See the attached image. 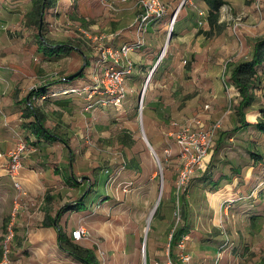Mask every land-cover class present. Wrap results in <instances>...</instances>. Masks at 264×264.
<instances>
[{
	"label": "rangeland",
	"instance_id": "rangeland-1",
	"mask_svg": "<svg viewBox=\"0 0 264 264\" xmlns=\"http://www.w3.org/2000/svg\"><path fill=\"white\" fill-rule=\"evenodd\" d=\"M9 1L15 2L17 11L13 22H0V70L1 74L12 73L20 84L25 83L23 87H28L27 93L37 86H47L51 92L54 84H58L64 76L80 70L83 71L82 75L86 74L89 78L73 86L79 88L78 91L86 85L94 88V81L101 83L100 80L104 78V70L114 67L112 58L119 49L117 46L123 40L133 38L131 33L122 35L121 40L113 43L115 49L111 48L108 57L102 59L101 52L106 54L103 45L112 41V35L105 32L109 29L88 32L82 25H73L71 19L62 17L56 22L52 20L51 25L45 27L44 35L53 44H72L80 53L76 54L73 50L59 57H44L36 48L34 18L27 17L32 14L33 6L29 0H8V5ZM160 1L165 7L164 14L139 32L142 46L129 51L147 62L142 66L144 69H139L138 80L128 78L124 82L125 97L121 104L107 102L101 107H90L92 100L107 95L105 92L101 94L99 88L97 92H91L93 89L90 87L83 93L58 95L52 100L39 99L34 95L30 97L32 106L42 115L44 126L64 138L70 148L65 154L68 160L71 159L70 166L77 184H83L79 187V194L72 196L73 200L83 197V205L94 206L93 210L99 207L104 209L105 219L109 221L103 234L105 238L120 234L123 228L127 235L133 234L134 241L131 240L127 246L136 248L137 264H178L177 247L173 246L169 255L168 245L171 235L183 221V206L191 209L189 221L198 224L201 221L199 206H213L209 202L210 197L215 192L223 191L224 187L232 186L233 176L225 162H229V159L245 161L256 149L254 144H264V134L258 133L260 131L255 127L239 129L237 107L240 96L229 78L235 64L251 57L254 41L264 38V0H225L219 10V27L209 35L197 34L198 30H209L207 6L203 0ZM27 5L29 13L22 14ZM101 5L108 14L110 10L102 4V0ZM137 11L135 19L139 6ZM200 11L204 15H199ZM111 12L119 13V9ZM174 14L175 20L171 26ZM113 29L117 28L114 26ZM136 34L137 30L134 36ZM99 36H103L101 41L95 39ZM81 53L89 59L83 60ZM159 56L160 61L144 87L145 79ZM124 59L118 57V63L122 64ZM7 62L11 65L8 66ZM262 71L259 69L253 81L254 89L260 91L254 92L252 89L251 101L242 109L249 120H254L253 110L259 109L261 112L264 109ZM89 95H92L91 99ZM196 119H200L205 127L214 124H218V127L213 137L212 151L201 167H193V174L183 189L177 184L184 162L176 136L183 126ZM195 127L193 123L191 128ZM22 141H25L24 136L19 132L14 133L15 143L9 150ZM59 148L64 147L54 143L52 150L55 155L61 154ZM9 150L5 155H0L7 159L5 170ZM37 151L30 149L25 152L30 156L37 154ZM254 154L264 159V151L257 149ZM64 172L68 175L70 169ZM152 173H155L154 179L148 183ZM160 185L162 190L158 205L173 206L167 244L166 238L159 243L155 232L156 210L153 212V207ZM98 197L102 199L96 202ZM138 214H142V221L134 222L133 217L137 218ZM84 241H88L84 242L86 246L94 248L99 264L129 263L128 256L126 261L122 259L119 248L123 246L116 241L109 243L113 248L108 252L110 258L104 251L100 237L91 234V238ZM230 244L223 246L221 243L219 249L224 251ZM201 245L197 236L191 239L189 235L184 250L191 256L190 264L199 262L194 259V252H200L197 248ZM201 248L204 249L203 246ZM115 251L119 256H111ZM253 263L264 264L261 258L254 259Z\"/></svg>",
	"mask_w": 264,
	"mask_h": 264
},
{
	"label": "crops",
	"instance_id": "crops-1",
	"mask_svg": "<svg viewBox=\"0 0 264 264\" xmlns=\"http://www.w3.org/2000/svg\"><path fill=\"white\" fill-rule=\"evenodd\" d=\"M33 1L29 0L31 6H33ZM111 1L119 9V13L107 11L108 14H105L101 0H53L44 10V23L51 24L52 20L56 22L64 17L68 20L71 19L73 25H82V28L84 27L90 32L109 29L105 32L112 35V41L103 46L109 45L115 49L113 43L119 40L122 35L126 36L129 33L133 35V38L129 41L123 40L117 48L122 44H132L137 39V34L134 36L136 30L134 19L138 13L137 0ZM14 3V1H9L8 5V0H0V22H13L17 11ZM29 11V5H27L25 11L23 10L21 13H29ZM114 26L117 29L112 31L111 28ZM74 53L80 52L75 50ZM128 55L135 68L133 76L130 78H134L136 81L140 77L139 69L147 60L142 59L136 53L129 52ZM82 59L84 60V56ZM87 59L89 58L87 57ZM7 65L10 66V62H7ZM259 69L264 70V63L257 67V73ZM1 71L0 155H5V152L13 147L14 133L16 132L21 133L26 141L35 144L36 150H38L37 154L26 156L21 160V168L16 179L22 188V193L14 187L13 181L6 174V157H0V242L9 223L12 224L14 232V239L10 244V263L8 264H84L60 249L57 243V231L52 226L57 217L58 227L67 236L71 230L83 225L89 234L103 240L105 252L108 253L110 249H113L109 243L116 241L123 246L119 248V252L123 254L122 259L126 261V256H128L129 263L127 264H137L136 248L127 246L131 240L134 241L133 234L128 233L127 235L126 229L123 228L120 234L106 238L103 235L104 230L109 226V221L105 219L104 209L101 207L93 210L94 206H85L82 201L81 204L58 214L62 205L76 201L72 196L79 194V187H82L83 184H77L78 180L69 178L70 173L71 176L74 174L65 154L67 151L65 147L59 148L60 155H55L52 147H54V143L59 142L38 139L23 129L22 124L25 119L22 115L28 101L26 92L28 87L24 88L25 83L20 84L12 73L1 74ZM87 78L89 76L84 74L72 85H77L80 80L87 81ZM261 81L264 83V78ZM54 87L56 86L54 85ZM258 91L260 90L254 89V92ZM52 99L55 98L49 100ZM253 111L251 112H253L254 120H249L246 118L247 114L244 115L248 125H243L239 118V129L253 128V124L258 120L264 121V117H262L264 113H261L259 109ZM259 143L253 145L255 150L264 151V144L260 145ZM255 150L252 155L248 154L249 158L245 161L236 162V160L229 159V162H225L233 176L232 186L224 187L223 191L215 192L214 196L210 197L209 202L213 206H199L198 216L201 221L198 224L195 225L194 222L189 221L191 209L188 206H183V221L178 228L182 231L180 234H187L188 237L190 235L191 239L197 236L202 244L201 247H204L202 249L199 246L197 249L200 252L198 250L194 252V259L199 260V262L196 261V264H254L253 261L256 258H261L264 262V172H262L264 166H260L264 165V159L255 156ZM69 169L70 173L65 175L64 171ZM154 176L155 173H152L148 177V183L153 181ZM101 199L102 197H98L96 202ZM172 213L173 206L156 208L155 232L158 234L159 243L165 238L166 244L168 242ZM135 217H133L134 222L142 221V214ZM225 240L231 244L228 245L227 250L221 251L219 247ZM74 242L94 253V248L86 246L84 243L88 241ZM157 253L159 254V251ZM197 253L199 257H197ZM118 254L115 251L111 256Z\"/></svg>",
	"mask_w": 264,
	"mask_h": 264
},
{
	"label": "built area",
	"instance_id": "built-area-1",
	"mask_svg": "<svg viewBox=\"0 0 264 264\" xmlns=\"http://www.w3.org/2000/svg\"><path fill=\"white\" fill-rule=\"evenodd\" d=\"M102 4L110 11L117 10L111 0H102ZM137 4L139 6V14L135 19L137 39L132 44H122L119 47L112 58L114 67H110L109 69L107 68L106 70H104V78L100 80L101 83L94 81V88H92L93 86L90 87V85H86L87 87L93 89L91 92H97V88H99L101 94H103L104 92L107 94L106 96L99 98V100H92V103H90V107H94V105L97 107H101L106 105L107 102L108 104H121L123 102L125 97L124 82H126L128 78L133 76L134 73V65L127 58V52H129L130 50H136L142 46V41L138 37L139 32H143L145 30V27L150 22L159 19L165 12V7L160 0H138ZM199 15H204V12L202 14V12L200 11ZM174 20L175 17H172L171 26L173 25ZM82 33L84 32L82 31ZM95 39L101 41L103 39V36H99V38L95 37ZM103 48L106 50V54L101 52L102 59L108 57L111 51V47L109 45L103 46ZM118 57L125 58L122 64L118 63ZM108 81L110 82V87L107 84ZM87 87L82 88L81 91H78L79 88L73 85L65 86L61 90V92H57V90L55 89H53L51 92H49L48 90L47 93L41 94L39 99H46L48 96L55 97L59 93H83L87 91ZM91 96L92 95H89V99H91ZM193 123L196 124V127L194 129L191 128V125ZM217 127L218 124L205 127L200 119H196L193 120V122H189L188 124L183 126L177 134L176 142L180 148L181 159L184 162V166L179 173L177 181L178 187H183V189H185L189 178L193 174V167L195 165L197 167H201L203 165L204 159L207 155H209V152L212 151L213 137ZM25 148L28 151L32 149L27 146V143L25 141H22L17 144L14 149L9 150L7 154L9 161L7 164L6 174L13 181L14 187L17 190L21 191V193L22 188L20 187V184L16 178L19 173V168H21V157L27 156ZM69 236L73 241L89 240L91 238L89 231L83 225H79L71 230ZM13 239L14 232L12 224L9 223L0 242V264H8L10 262V244ZM187 240V234H180L176 239L175 246L177 247L178 251V264H190L191 256L184 250ZM227 244L228 240H225L223 242V246H226ZM98 251L99 250L97 249V253ZM218 255H220V253H218Z\"/></svg>",
	"mask_w": 264,
	"mask_h": 264
},
{
	"label": "trees",
	"instance_id": "trees-1",
	"mask_svg": "<svg viewBox=\"0 0 264 264\" xmlns=\"http://www.w3.org/2000/svg\"><path fill=\"white\" fill-rule=\"evenodd\" d=\"M53 0H34L33 1V9L32 14H28L27 17H33L34 18V24L36 26V32L34 34V37L36 39L37 49L42 53L44 57H51V56H61L62 54H68L71 51H75L78 48H74L72 44L69 43H51L48 41L47 37L44 35V29L45 27H49V24L46 25L44 23V10L51 4ZM204 3L207 6V16L206 21L209 26L208 32H203L202 30H198L197 34H204L209 35L211 31L214 28L219 27V10L222 5L225 4V0H203ZM82 54V53H81ZM84 56V54H82ZM85 61L87 60V57L84 56ZM262 63H264V38H258L254 41L252 45V54L251 57L248 60L241 61L237 64H235L229 74V78L235 88L237 89V92L240 96V101L237 107V111L240 116V122L243 125H248L249 123L245 122L244 119V113L242 112V109L248 105L251 101V91L254 88V77L257 74V67L260 66ZM83 71H81L76 77H74L70 81H66V78L69 76H64L63 79L58 82V84H54L56 87L53 88L57 90V92H61V90L65 86H71L73 81H75L77 78L82 77ZM47 86H37L34 87L32 90L28 93V101L27 104L23 110V119H25V122L22 124L23 129H25L28 133L32 134L33 136L37 137L38 139H42L45 141H57L60 144L63 145L67 149V151H70V148L67 144V141L62 138L59 134L56 132L50 130L49 128L45 127L42 122V115L41 113L32 106V103L30 101L31 95L35 96L36 98H40L41 94L47 93L48 89ZM58 95H68V94H62L59 93ZM57 95V96H58ZM52 98L51 96H48L46 99ZM262 113H264V109L261 110ZM253 126L260 131L261 133H264V121L258 120L253 124ZM26 141V140H25ZM27 146L32 149H36L35 144L26 141ZM71 155V154H70ZM69 165L71 164V159L68 160ZM70 179L77 180L75 176H71ZM83 201V197L79 200H76L75 202L67 203L62 205V207L59 209L58 214H61L62 212L70 209L71 207L77 206L81 204ZM160 205V204H159ZM157 206V208L159 207ZM58 217L56 218V222L52 223V226L57 231V243L61 250L68 253L70 256L76 258L77 260L81 261L84 264H99L96 256L94 255L92 250L82 248L79 245H77L70 236H67L64 234L61 229L58 227L57 224ZM181 229H177L172 235L169 240L168 245V253L169 255L172 254V247L176 243V239L178 235L181 233Z\"/></svg>",
	"mask_w": 264,
	"mask_h": 264
},
{
	"label": "water",
	"instance_id": "water-1",
	"mask_svg": "<svg viewBox=\"0 0 264 264\" xmlns=\"http://www.w3.org/2000/svg\"><path fill=\"white\" fill-rule=\"evenodd\" d=\"M175 15H176V14H174V17H175ZM172 23H173V21H172ZM170 34H171V32H169L168 37L170 36ZM160 58H161V56L158 57V59H157V61H156V64H155L154 67L151 69V71L148 73V76L146 77L145 82H144V87L146 86V84H147V82H148V80H149L151 74L153 73V71H154L156 65L159 63ZM81 71H82V70H80V71H78V72H75V73L72 74V75H69V76L66 78V81H70V80H72V79H73L74 77H76ZM148 145H149V144H148ZM155 156H156V155H155ZM161 190H162V187H161V185H160L159 196H158L157 202H156V204H155V206H154L153 212L156 210L157 205H158V203H159ZM80 199H81V198H80ZM153 212H152V214H153ZM152 214L150 215V218L152 217Z\"/></svg>",
	"mask_w": 264,
	"mask_h": 264
},
{
	"label": "bare ground",
	"instance_id": "bare-ground-1",
	"mask_svg": "<svg viewBox=\"0 0 264 264\" xmlns=\"http://www.w3.org/2000/svg\"><path fill=\"white\" fill-rule=\"evenodd\" d=\"M167 43V42H166ZM165 48H166V45L164 46L163 50H162V55L164 54L165 52ZM145 137V136H144ZM148 220H149V217H148Z\"/></svg>",
	"mask_w": 264,
	"mask_h": 264
}]
</instances>
